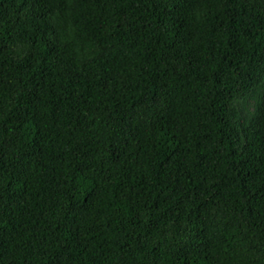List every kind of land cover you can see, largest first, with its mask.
I'll return each instance as SVG.
<instances>
[{
	"label": "trees",
	"instance_id": "trees-1",
	"mask_svg": "<svg viewBox=\"0 0 264 264\" xmlns=\"http://www.w3.org/2000/svg\"><path fill=\"white\" fill-rule=\"evenodd\" d=\"M0 264H264V0H0Z\"/></svg>",
	"mask_w": 264,
	"mask_h": 264
}]
</instances>
